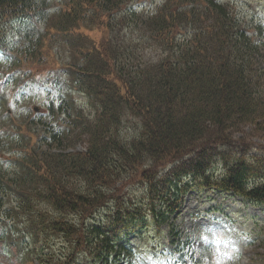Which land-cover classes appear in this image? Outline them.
Masks as SVG:
<instances>
[{
  "label": "trees",
  "instance_id": "16d2710c",
  "mask_svg": "<svg viewBox=\"0 0 264 264\" xmlns=\"http://www.w3.org/2000/svg\"><path fill=\"white\" fill-rule=\"evenodd\" d=\"M134 1L65 0L51 16L45 0H0V30L7 20L35 18L61 35L79 23L103 32L88 49L78 36L80 58L65 66L88 112L61 101V111L75 110L71 126L48 120L42 135L14 144L13 160L0 164L8 226L0 232L28 247L25 264L118 258L122 237L167 223L189 190L230 194L264 210V150L248 143L264 137L262 24L228 0L151 1L139 11ZM128 23L144 46L160 50L155 61H140L143 49L117 38L116 26ZM173 224L171 242L188 244ZM260 247L252 263L264 264Z\"/></svg>",
  "mask_w": 264,
  "mask_h": 264
},
{
  "label": "rangeland",
  "instance_id": "374dc122",
  "mask_svg": "<svg viewBox=\"0 0 264 264\" xmlns=\"http://www.w3.org/2000/svg\"><path fill=\"white\" fill-rule=\"evenodd\" d=\"M151 1L158 5L162 0H135L133 5L137 9L146 10ZM228 1L237 6L248 20L257 15L264 22V0ZM175 2L170 0L169 4ZM45 4L48 15L52 16L57 9L64 6L65 0H45ZM195 8L200 10L201 5L196 2ZM8 21L0 30V158L3 157L0 160L3 164L13 160L16 154L12 149L14 144L28 140L30 134L38 136L37 134L44 133L47 125L44 119L48 118L46 114L51 113L55 119L53 123H61L64 130L66 126H71L70 120L73 119L75 110L66 113L60 109L63 106L58 105L62 88H65L66 95L72 97L79 107L88 112V106L79 103L84 97L73 93L68 83L70 75L65 66L77 63L80 58L77 49L74 50V41L78 36L81 37V45L88 49L93 40L98 41L103 33L99 26L79 23L76 31L61 35L51 30L48 23H39L35 18ZM134 27L132 23H128L126 27L117 25L115 35L143 49L140 61H155L160 50L153 44L144 46L142 42L146 38ZM40 38V43H36ZM36 45L39 49L28 54L27 49L33 46L35 49ZM35 120L38 125L32 130L30 122H36ZM26 123L31 125L29 129L36 131V134L24 131L22 125ZM245 131L250 129L246 127ZM262 135L263 133H258L252 135V138L248 137L249 145L264 150ZM83 146L84 143H78L76 148L82 149ZM12 193L16 195L15 192ZM15 203L12 198L5 205ZM261 208L230 194L211 190H190L183 198L178 215H171L168 222L158 228V233L157 230L153 232V226H150L148 233L144 231L141 236L132 234L127 237L128 245L133 249V259L129 256L123 260L110 261L109 264H173L174 260L179 259L180 251L170 243V221L174 222L173 225L179 232L190 234V245L181 244L179 249L183 248L181 252L193 256L192 259L182 257L181 262L251 264L249 258L254 252L262 251V248L257 249V246L264 244V211ZM4 224L0 221V226ZM12 238L11 234L0 238V264H25L29 249L25 245L18 247L10 243ZM33 264L39 263L35 261Z\"/></svg>",
  "mask_w": 264,
  "mask_h": 264
}]
</instances>
